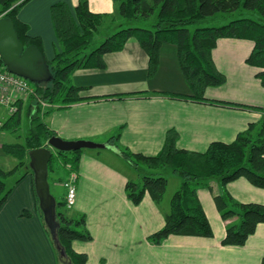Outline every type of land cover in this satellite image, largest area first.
<instances>
[{
    "label": "crops",
    "instance_id": "1",
    "mask_svg": "<svg viewBox=\"0 0 264 264\" xmlns=\"http://www.w3.org/2000/svg\"><path fill=\"white\" fill-rule=\"evenodd\" d=\"M58 2L66 3L72 11L78 4V0H31L18 15L28 26L29 35L41 39L46 60L60 51L50 17L51 5ZM88 8L92 13L112 14L115 4L112 0H88ZM252 48L250 41L221 39L212 52L226 82L218 88H207L205 97L230 103L227 106L162 94L190 95L172 45L161 47L159 67L151 80L147 79L146 53L134 39L128 40L120 52L106 54L103 70L80 69L73 74L72 83L85 99L68 108H55L43 122L64 141L105 145L103 149L81 150L75 204L69 209L70 215L85 217L92 237L89 242L72 244L76 252L87 256L86 264H261L264 224L256 227L243 246H223L226 225L235 218L222 220L213 195L224 192L237 203L264 205L263 189L243 178L225 186L216 183L215 188L209 183L212 192L204 189L197 196L212 237L172 235L153 245L148 237L164 226L169 203L164 197L162 204L156 205L148 194L137 205L130 202L125 185L128 180H137V175L120 155L125 149L155 156L171 129L178 134L179 149L204 152L213 142L232 143L251 124L259 125L264 119V89L255 77L258 69L245 62ZM0 113L6 115L4 109ZM116 133L119 140L115 147L107 139ZM29 162L22 167L23 178L15 181L0 209V264H58L38 216ZM65 177L61 172L47 174L55 205L58 201L51 189L62 186ZM23 211L31 216L22 217Z\"/></svg>",
    "mask_w": 264,
    "mask_h": 264
},
{
    "label": "trees",
    "instance_id": "2",
    "mask_svg": "<svg viewBox=\"0 0 264 264\" xmlns=\"http://www.w3.org/2000/svg\"><path fill=\"white\" fill-rule=\"evenodd\" d=\"M29 1L31 0H0V16L5 15L13 21L18 39L24 48L34 45L44 56L41 39L29 35L28 26L18 18L21 8ZM112 1L115 4L112 14L92 13L88 8V0H78L73 11L63 2L51 5L50 17L60 51L51 60L45 59L51 81L41 85L33 84L35 93L28 98L34 104L30 133L22 141L1 145L2 152L13 158L16 165L13 169L6 170L0 164V209L12 191V187H7L6 180L24 167L30 151L43 147L48 139L55 136L40 116V102L50 106L43 114L45 117L55 108H68L84 100L80 95V88L72 83L73 74L80 69L103 70L104 56L120 52L130 39L136 40L146 53L148 80L158 70L161 47L172 45L176 48L178 67L190 95L162 93L170 98L222 106L230 104L205 97L207 88H218L226 82L225 76L218 71L212 58V52L221 39L253 43L245 62L258 69L255 77L264 89V0ZM247 13L257 14L259 18L250 17ZM152 17L154 21L150 28L123 26L124 22H146ZM207 20H222L223 24L197 27ZM192 27L195 28L191 31ZM116 28L115 32L108 34ZM101 30L107 36L97 45L95 36H103ZM0 69L6 71L1 60ZM20 111L21 102L18 103V111L9 116L2 125V129L17 138L20 137L21 129ZM118 140L119 133H116L107 139V143L116 147ZM177 140V132L168 130L163 146L155 156L120 150L123 160L137 175V180H128L125 185L126 197L134 205L139 204L145 194L156 205L162 204L168 180L161 176L156 177L154 171L167 168L181 180L170 198L169 210L164 214V226L148 237L153 245H160L172 235L212 237V228L197 196V185L201 183L212 192L209 186L212 181L225 186L243 178L252 186L264 190V119L259 125L251 124L232 143L213 142L204 152L179 149ZM80 154L81 150L52 152L48 175L55 172L65 173L66 180L71 173L77 174ZM33 195L39 219L44 224L57 261L60 264H86L87 256L76 252L72 246L75 241L92 240L86 229L85 217L70 215L63 198L55 205L57 240L67 258L65 263L60 259L45 223L35 188ZM213 200L223 221L235 218V222L226 225L221 242L223 246H243L256 227L264 224V205L237 203L228 193L214 194ZM21 216L28 218L31 215L23 211ZM261 264H264V259Z\"/></svg>",
    "mask_w": 264,
    "mask_h": 264
},
{
    "label": "water",
    "instance_id": "3",
    "mask_svg": "<svg viewBox=\"0 0 264 264\" xmlns=\"http://www.w3.org/2000/svg\"><path fill=\"white\" fill-rule=\"evenodd\" d=\"M0 60L6 71L28 80L32 84L41 85L51 81V74L46 60L39 49L30 45L24 48L18 39L14 23L9 18L0 19ZM105 145L89 141H64L53 136L43 147L29 152V165L34 174L35 193L40 201V209L50 230L52 240L59 253L60 259L67 262L63 249L57 240L58 224L55 220V202L50 195L47 181L48 163L52 151L75 152L85 149H103Z\"/></svg>",
    "mask_w": 264,
    "mask_h": 264
},
{
    "label": "rangeland",
    "instance_id": "4",
    "mask_svg": "<svg viewBox=\"0 0 264 264\" xmlns=\"http://www.w3.org/2000/svg\"><path fill=\"white\" fill-rule=\"evenodd\" d=\"M247 15L250 16V17H253V18H259V16L257 14L247 13ZM1 18H6V17H5V15H1L0 19ZM153 21H154V17H152L151 19H149L146 22H141V21L124 22L123 26L124 27H144V28H148L149 27L150 28V26H151ZM207 21L206 22H202L197 27L221 26L223 24L222 20H216V21H213V22H211L212 20H207ZM194 28L195 27H192L190 30L192 31ZM115 30H117V28L111 30L108 34H111V33L115 32ZM100 33L102 35L103 34L104 35L103 36H98V35L95 36V40H96V44L97 45L100 44L105 39V37L107 36V35H105V31H103V30H101ZM31 96H29V97H31ZM29 97L21 99L20 101L17 102V105H16L17 106V111H18V103L21 102V105H22V103H24L21 106V111H20L21 129H20V132H19V136H20L19 138H17L15 135H11L9 132H7V130L2 129V125H3L4 121L9 116H11L13 114L9 115L5 108L0 107V109H4L5 110V114H6L5 116H2V113H0V164L6 170L13 169V167L16 165V161L13 158H11L10 156H7V155H5L2 152L1 145L3 143H12V142H16V141H22L23 138L30 133V128H31L30 119H31V115L34 113V110H33L34 109V106H33L34 104H32V102L28 99ZM41 103H43V102H40V105H39L40 106V116L43 119L44 112L48 108H50V106L48 105L45 109H42L41 108ZM6 159H10V160H6ZM24 173H25L24 168L18 169V171L16 173H14L12 176H10L6 180L7 187L8 188H10V187L13 188V186L16 183L15 181L21 179L20 177H22L24 175ZM154 174H155L156 177L161 176V177H164L167 180H169L168 186H167V190H166V193L164 195L165 199L169 203V198L177 190V188L180 185V182H181L180 178L177 175H174L171 172V170H169L167 168L161 169V170H158V171H154ZM210 183L215 188V185L218 182L217 181H213V182H210ZM61 187L62 186L59 184V186H57V189H51V191L55 195V198L57 199V201H60V199H62V198L65 200V191H64V189L62 190ZM204 189H208V188L203 183H201L200 185H197V193H202V190H204ZM223 191H225V190L223 189ZM58 264H60V263L58 262Z\"/></svg>",
    "mask_w": 264,
    "mask_h": 264
},
{
    "label": "built area",
    "instance_id": "5",
    "mask_svg": "<svg viewBox=\"0 0 264 264\" xmlns=\"http://www.w3.org/2000/svg\"><path fill=\"white\" fill-rule=\"evenodd\" d=\"M34 92V85L28 80L0 69V107L5 108L9 115L17 112L18 101L33 95ZM47 106V104L41 103L42 109ZM76 181L77 174L71 173L62 183L68 209H71L75 204Z\"/></svg>",
    "mask_w": 264,
    "mask_h": 264
}]
</instances>
